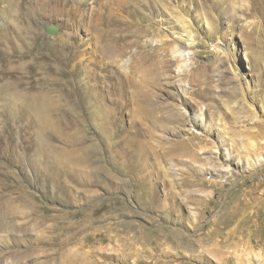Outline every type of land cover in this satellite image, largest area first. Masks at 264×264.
I'll list each match as a JSON object with an SVG mask.
<instances>
[{
    "label": "rangeland",
    "instance_id": "374dc122",
    "mask_svg": "<svg viewBox=\"0 0 264 264\" xmlns=\"http://www.w3.org/2000/svg\"><path fill=\"white\" fill-rule=\"evenodd\" d=\"M156 30L150 70L126 71ZM162 70L178 95L152 84ZM0 93V264H264V0H0ZM128 143L178 181L176 203L132 184Z\"/></svg>",
    "mask_w": 264,
    "mask_h": 264
},
{
    "label": "bare ground",
    "instance_id": "6f19581e",
    "mask_svg": "<svg viewBox=\"0 0 264 264\" xmlns=\"http://www.w3.org/2000/svg\"><path fill=\"white\" fill-rule=\"evenodd\" d=\"M83 1V0H80ZM85 1V0H84ZM64 2V1H63ZM74 15H78L80 16V14H74ZM19 20L17 19V28L18 30H20L21 34L26 35L25 33H31L32 37H33V28L32 26L30 27H23L21 25H19ZM36 31V30H35ZM68 31H66V35L63 34V36H60V42L63 45H69L70 40L67 37ZM70 35V34H68ZM28 36V35H26ZM167 36L165 30H156L152 33V35L149 37V42L147 43V45H145L143 48H140L139 50H132L130 49L129 51H125L122 53L120 60L122 62V64L124 65L125 70L127 71L129 68H142L143 71L148 72L150 69L149 67L153 64V62L151 61L150 58H153L157 55L155 53V51H158L162 48H164V42H163V38H165ZM169 46V47H168ZM167 47L171 49L172 53L175 56V60L176 63L179 65L180 63H182V61H184L187 65V67H189L190 64H188V60L186 57V51L188 49H190L189 47L174 42L171 45H168ZM219 47V45H218ZM40 48L39 45H35L34 49H38ZM222 52H224V58L228 59L227 57V51L225 48H221ZM4 53V51H3ZM12 55V53H11ZM8 56L9 59V53L8 55L3 56L4 60L7 61L8 63V59H6L5 57ZM13 56V55H12ZM17 55V61L23 60L27 57H31V56H19ZM183 57L185 59H183ZM79 59V58H78ZM40 59L34 58L29 62V70L31 72H34L37 65L38 64H42L45 68L42 69H38V71H42L46 74L48 73H57V74H61L63 72H61L57 67H55L54 65H51L49 63H41L39 61ZM86 59L84 57L80 58V61L84 62ZM48 62V61H46ZM66 66L71 69L72 71H74L75 69V63L71 64L70 61H66ZM47 68V69H46ZM37 71V73H39ZM17 72H22L21 70L17 69ZM75 72V71H74ZM66 72H64L65 74ZM159 74V75H158ZM157 77H153V82L152 84H154V86H158L159 88L161 87H165V85H168V90L171 91L174 94H179L178 87L183 86V81L180 78L179 79V84L172 82L168 79V75L165 73L164 70L160 71L158 73ZM152 93L154 91H151ZM1 94V93H0ZM4 98L2 96V94L0 95V102L3 101ZM5 100L8 101H13L16 105L17 103H19L17 101V98L14 97L13 94H10L9 97H5ZM25 103V102H24ZM26 105H30L29 107H32V109L35 112H40V111H45V107L44 108H40V107H33L36 105H31L30 103H25ZM38 105V104H37ZM203 115V114H202ZM4 125L5 122L4 120L0 117V148L2 149V153L8 155L12 153V146L8 143V141L5 138V133H4ZM142 149H140V146H133L131 143H128L127 146L125 147V152L122 149H119L120 152H122L123 155H125V157H128L129 159V163H127L123 169L126 170L131 176L134 177V183H132L135 187L138 188H146L147 190H145V195L148 198V201L152 204L153 202H156L157 199H159L161 197V194H159V185L162 184L163 189L166 191V188H169V193L165 195L164 200L166 202H173L176 203L178 201V192H177V186H178V181L175 182H169L166 177L164 172L162 171V163L159 160H154L152 161V169H150V167L146 164L147 160L146 159H151V157H149V152H151L149 149H145L143 146H141ZM99 151L100 148L98 147ZM112 149H114V152H111L112 155L114 157H116V151L115 148L112 147ZM13 150L16 151L17 150V145L15 147H13ZM149 152H148V151ZM183 151H186L185 149H183ZM103 155L100 156V163L97 166V171H99L100 174L102 173H106V172H113L111 171V168H109L108 165H106L104 163L103 160ZM1 164V163H0ZM1 167V166H0ZM113 175V176H112ZM111 176L113 178V180H117V187L120 188V185L122 184L123 181L125 180H121L118 179L117 177H115V174L113 173ZM152 175L155 176V178L151 177ZM200 180H203L202 178H200ZM183 181V179H181V182ZM184 185L190 184L188 181L184 180L183 181ZM123 185V184H122ZM1 188V187H0ZM159 188V189H158ZM161 190V189H160ZM193 257H196L198 255H192ZM201 256V255H200ZM231 257V256H230ZM232 258V257H231ZM230 258V259H231ZM239 259V258H238ZM234 260V259H233ZM229 261V260H228ZM240 262H238L237 264H239ZM221 264H227L226 262H223ZM229 264V262H228ZM241 264V263H240Z\"/></svg>",
    "mask_w": 264,
    "mask_h": 264
},
{
    "label": "water",
    "instance_id": "95a60500",
    "mask_svg": "<svg viewBox=\"0 0 264 264\" xmlns=\"http://www.w3.org/2000/svg\"><path fill=\"white\" fill-rule=\"evenodd\" d=\"M47 31H48L49 34H53L54 35V34L57 33V27L50 25V26L47 27Z\"/></svg>",
    "mask_w": 264,
    "mask_h": 264
},
{
    "label": "built area",
    "instance_id": "2783aa9c",
    "mask_svg": "<svg viewBox=\"0 0 264 264\" xmlns=\"http://www.w3.org/2000/svg\"><path fill=\"white\" fill-rule=\"evenodd\" d=\"M261 177L264 178V166L263 169L260 171Z\"/></svg>",
    "mask_w": 264,
    "mask_h": 264
}]
</instances>
